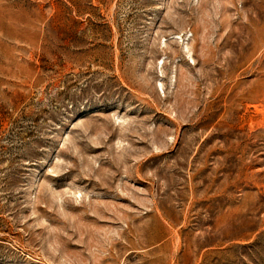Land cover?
<instances>
[{"label":"rangeland","instance_id":"374dc122","mask_svg":"<svg viewBox=\"0 0 264 264\" xmlns=\"http://www.w3.org/2000/svg\"><path fill=\"white\" fill-rule=\"evenodd\" d=\"M0 264H264V0H0Z\"/></svg>","mask_w":264,"mask_h":264}]
</instances>
